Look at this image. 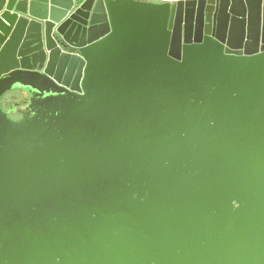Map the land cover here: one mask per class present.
I'll return each instance as SVG.
<instances>
[{"label": "water", "instance_id": "1", "mask_svg": "<svg viewBox=\"0 0 264 264\" xmlns=\"http://www.w3.org/2000/svg\"><path fill=\"white\" fill-rule=\"evenodd\" d=\"M0 264H264V0H0Z\"/></svg>", "mask_w": 264, "mask_h": 264}, {"label": "flooded vegetation", "instance_id": "2", "mask_svg": "<svg viewBox=\"0 0 264 264\" xmlns=\"http://www.w3.org/2000/svg\"><path fill=\"white\" fill-rule=\"evenodd\" d=\"M26 96L25 93L20 95V92L18 91L15 95L7 96L6 94L1 98L2 107L9 117L15 120L23 119L25 117L28 109L23 102L25 101Z\"/></svg>", "mask_w": 264, "mask_h": 264}, {"label": "rangeland", "instance_id": "3", "mask_svg": "<svg viewBox=\"0 0 264 264\" xmlns=\"http://www.w3.org/2000/svg\"><path fill=\"white\" fill-rule=\"evenodd\" d=\"M17 92H18V90H10V91H8L7 96L15 95V94H17Z\"/></svg>", "mask_w": 264, "mask_h": 264}, {"label": "crops", "instance_id": "4", "mask_svg": "<svg viewBox=\"0 0 264 264\" xmlns=\"http://www.w3.org/2000/svg\"><path fill=\"white\" fill-rule=\"evenodd\" d=\"M159 1H176V0H159Z\"/></svg>", "mask_w": 264, "mask_h": 264}]
</instances>
